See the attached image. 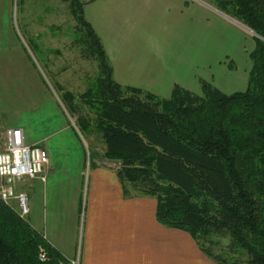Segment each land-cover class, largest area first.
Masks as SVG:
<instances>
[{"label": "crops", "instance_id": "obj_1", "mask_svg": "<svg viewBox=\"0 0 264 264\" xmlns=\"http://www.w3.org/2000/svg\"><path fill=\"white\" fill-rule=\"evenodd\" d=\"M79 1L85 4L86 21L102 42L117 84L163 99H169L176 86L202 96V81L226 95L247 90L255 41L242 25L206 2ZM64 3L69 4L0 0V18L5 11L13 18L15 12L25 29L21 40L16 35L18 40L0 43L1 133L22 130L27 145L44 149L50 160L41 177L19 185L29 197V222L68 262L217 264L188 233L158 222L154 198L126 196L116 162L104 158L106 147L99 135L89 132L85 141L67 118L56 94L61 87L58 76L67 71L64 61L73 55L71 50L79 47L63 39ZM8 81L22 85L10 88ZM16 97L19 101L11 100ZM47 105L54 108L49 116ZM34 128L40 133L28 140L27 132ZM72 160L74 166L65 162ZM50 184L56 187L50 190L55 193L51 199Z\"/></svg>", "mask_w": 264, "mask_h": 264}, {"label": "trees", "instance_id": "obj_2", "mask_svg": "<svg viewBox=\"0 0 264 264\" xmlns=\"http://www.w3.org/2000/svg\"><path fill=\"white\" fill-rule=\"evenodd\" d=\"M201 1L259 37L245 92L226 95L202 81V96L176 86L163 99L117 84L85 4L64 0L77 21L74 41L100 75L85 93L61 91L60 99L119 164L125 195L157 201L161 225L188 233L217 264L227 263L206 247L212 238L228 240L229 252L245 259L238 264H264V0ZM0 264L68 261L0 202Z\"/></svg>", "mask_w": 264, "mask_h": 264}, {"label": "rangeland", "instance_id": "obj_3", "mask_svg": "<svg viewBox=\"0 0 264 264\" xmlns=\"http://www.w3.org/2000/svg\"><path fill=\"white\" fill-rule=\"evenodd\" d=\"M63 10H64L63 39H64V41H74V39L76 37L75 32L77 29L76 28V21H75L74 17L72 16L71 11H69L70 10L69 4L64 3V9ZM67 11H69V12H67ZM13 14H15L13 16V18H10V16H8V12L5 11L4 15L0 18V43L6 44L8 42H13L15 40H18L17 36L21 40V35L25 34V29L23 28V26L18 25V23H17L16 13L13 12ZM240 27H241V25H240ZM241 28L246 32V34L250 40H254L256 38V36L254 35L255 34L254 32L245 28L244 26H242ZM239 34L241 36L240 30H239ZM71 52H73V55L69 56L70 58H68L67 61H64L65 62L64 66L66 68H68L67 71L62 72V74H60L58 76V77H60L59 83H61V87L59 89L56 88V91H57L56 94L58 95L59 99L61 97V93H60L61 91H70V92L74 93L76 96H79V95L85 93L91 87L92 83L100 75L99 69H98V64L93 59L84 58V56H82L80 49H78L76 51L73 49V50H71ZM2 66H0L1 69H2ZM62 66H63V64H62ZM52 82H54V81H52ZM6 83L9 85L10 88L19 87L22 85L21 81H19V82L17 81L16 85L14 82L12 83V82L8 81ZM50 83H51V81H50ZM1 87H2V82L0 81V88ZM239 87L240 86H237V89H240ZM60 89H61V91H60ZM240 91H243V90H232V93L240 92ZM224 93H226V92H224ZM11 100L12 101L15 100L16 102L19 101V99L17 97L15 99L12 98ZM60 101H61V99H60ZM47 109H48V116H49L51 111L54 108L49 107V105H47ZM64 110H65V108H64ZM65 113H66V116L68 119H71L72 121H74V123L76 124V127L78 128L79 132L81 133V135L83 136L85 141L88 138L89 132H90V134L95 133L92 128L89 129L88 132H86V131L81 132L79 127H78V115L72 116L66 110H65ZM53 114L55 115L56 113H53ZM23 117H24V115L21 114L20 118H23ZM19 123L25 124V122H23V120H20ZM59 123H61V121H59ZM55 125H57V124H55ZM1 131H2V128H0V152H2L5 149L6 135H7V133L2 134ZM28 131H29V132H27V139L28 140L31 139L30 135H33V133H37L36 136H38L40 133V130L37 128L29 129ZM63 136H69V135H63ZM26 144H28V142H26ZM90 157H92V151H90ZM56 162L59 165L64 164L63 159H59ZM65 162L69 166H71V164L73 166L76 164V161H73V160L72 161H65ZM112 162H114V161H112ZM115 164L117 166H119V164H117V163H115ZM113 166L114 165L112 164V167ZM117 166H116V168H117ZM87 167L88 168L90 167V163H89V165H87ZM58 171H60V168H59V170H57L55 175L60 173ZM52 187L56 188L53 184H50L48 189H47L48 190L47 195L50 199L55 194V193L50 191V190H52ZM29 205H30V202H29ZM228 246H229L228 240L218 239V238H212L206 244V247L210 251H212L214 255L220 256L227 264H238L236 261L244 262L245 259L243 257L238 256L234 253H230L228 250Z\"/></svg>", "mask_w": 264, "mask_h": 264}, {"label": "built area", "instance_id": "obj_4", "mask_svg": "<svg viewBox=\"0 0 264 264\" xmlns=\"http://www.w3.org/2000/svg\"><path fill=\"white\" fill-rule=\"evenodd\" d=\"M48 153L38 146H28L22 130H10L6 135L5 149L0 152V202L12 208L21 219L30 215L29 197L19 191L25 180L42 176L49 165ZM41 262L46 260L42 255ZM68 264H80L79 259Z\"/></svg>", "mask_w": 264, "mask_h": 264}, {"label": "water", "instance_id": "obj_5", "mask_svg": "<svg viewBox=\"0 0 264 264\" xmlns=\"http://www.w3.org/2000/svg\"><path fill=\"white\" fill-rule=\"evenodd\" d=\"M255 35V34H254ZM257 38H259L257 35H255Z\"/></svg>", "mask_w": 264, "mask_h": 264}]
</instances>
